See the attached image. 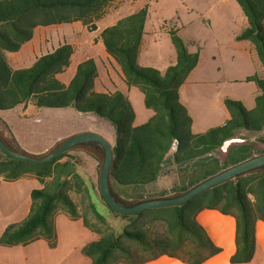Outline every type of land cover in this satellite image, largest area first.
I'll use <instances>...</instances> for the list:
<instances>
[{
  "label": "trees",
  "instance_id": "trees-1",
  "mask_svg": "<svg viewBox=\"0 0 264 264\" xmlns=\"http://www.w3.org/2000/svg\"><path fill=\"white\" fill-rule=\"evenodd\" d=\"M116 1L0 0V111L30 103L37 109L75 108L80 114L108 122L116 136L112 145L111 187L120 200L116 191L132 199L122 200L128 205L182 195L224 170L264 154V76L256 74L246 80L259 89L253 110L227 98L230 121L202 134L193 133V118L180 100V89L199 65L200 53H192L178 31L170 29L176 63L164 73L139 66L148 8L107 28L102 37L107 53L121 68L126 85L140 89L146 108L153 111L144 125H134L135 112L124 93L95 91L98 67L94 59L78 66L70 84L58 79L71 65L72 45L60 46L30 68L11 67L7 53L19 52L33 39L38 27L81 22L92 30ZM236 1L247 20V27L237 39L254 45L264 69V0ZM252 134L261 137L256 142L249 137ZM1 136L10 148L24 152ZM226 144L229 146L225 151ZM80 147L102 168L104 155L99 148ZM87 148H97L101 155ZM75 149L44 165L13 160L0 150V180L15 182L33 177L42 185L32 192L31 211L26 219L10 225L0 235V247L26 246L44 240L56 248L54 220L58 214H65L73 221L82 220L88 230L99 236L98 241L83 248L91 264H143L161 256L185 264H205L222 249L195 216L203 210H217L234 216L237 222L236 252L231 264H251L254 260L256 224L264 223V168L206 191L183 206L150 209L138 215H122L110 208L99 185L101 199L113 218L129 225L120 232L99 211L87 180L77 171L78 162L70 156ZM172 175L176 180L170 189L161 194L147 189ZM72 191L82 195L83 208L71 197Z\"/></svg>",
  "mask_w": 264,
  "mask_h": 264
},
{
  "label": "rangeland",
  "instance_id": "rangeland-1",
  "mask_svg": "<svg viewBox=\"0 0 264 264\" xmlns=\"http://www.w3.org/2000/svg\"><path fill=\"white\" fill-rule=\"evenodd\" d=\"M188 1H191L193 5L199 6L201 0ZM135 8L136 10L148 8L149 11V18L145 28L147 34L145 36L146 44L144 46L143 63H154L157 67L156 69L162 73L176 63L174 60L176 49L168 30L174 29L178 31V35L186 44L193 37L201 39L198 41V46H189L191 52L200 53V71L194 77L192 75L188 79L187 84L180 89L181 102L184 106H188L189 114L193 118L192 127H194V133H204L210 129L223 126L230 121L231 117L225 105V99L227 98L242 102L248 111L254 109L256 84L241 81L235 82V79L242 80L245 79L246 75L250 74L263 76V73L258 70V66L256 67L252 63L251 58L243 57L241 61L236 60L234 62L230 57L233 53L231 47L229 48L227 44L221 47L215 41L216 35L221 37L222 40L224 39V42H227L233 33L242 32L241 27L246 19L239 5L236 7L235 22L227 30L220 31V28H218L216 34L209 31L202 16L197 14V12L187 10L185 0H137ZM60 26L59 30L61 32L64 31L66 34L60 40L63 43L75 45L77 50L69 69L65 73L58 75V79L68 85L74 79L78 66L86 59L88 54L87 38H90L93 34L88 30H84L80 23ZM27 50L24 51L23 61L31 63L30 61H34L35 53ZM95 55L98 67V77L96 79L98 89L106 91L108 88L111 91H115L117 89L116 86L120 84L122 93L127 96L135 112L136 120L134 125L141 126L147 123L152 117L153 111L146 108L144 95L141 90L123 86L118 70L111 67L99 50L95 51ZM219 64L225 69L220 79L216 80L214 84H206L209 79L207 77H210L207 71L209 68H214ZM37 111L34 107L25 108L22 106L9 111H0L2 122L21 140L25 147L33 151L42 152L46 149H54L71 137L85 132L100 134L111 145H115L116 136L112 126L108 125V123L94 122L87 116L80 114L75 108H44L39 110V113ZM244 135L248 136L247 133ZM249 137L257 142L261 135L252 134ZM87 150L101 155L100 152H97V149L87 148ZM84 153L88 156H83ZM44 155L46 154L33 156ZM70 156L76 159L78 172L84 176L92 177L93 170L96 168V181L95 183L91 179L90 181L94 184L96 194L101 199L99 192L101 168L99 163L83 147L76 148L70 153ZM94 161L97 162V166ZM37 189H41V184L38 180L32 178H24L15 182H5L3 180L0 182V231L2 233L10 225L21 223L26 219L31 206V194ZM70 195L77 205L83 208L82 195L74 191ZM98 209L118 231H123L129 226L124 220L114 219L107 206L104 208L100 205ZM54 221L57 241L59 242L58 246L52 249L48 243L40 242L28 248L36 249L43 244L42 247L49 251L50 258L57 259L67 248L73 249V246L79 240V238L68 240L70 227L77 228L79 233H83L91 240L96 237L95 234L87 231L83 222L70 221L65 214H58Z\"/></svg>",
  "mask_w": 264,
  "mask_h": 264
},
{
  "label": "crops",
  "instance_id": "crops-1",
  "mask_svg": "<svg viewBox=\"0 0 264 264\" xmlns=\"http://www.w3.org/2000/svg\"><path fill=\"white\" fill-rule=\"evenodd\" d=\"M137 0H118L111 4L106 10L105 15L97 22H95V28L89 29L87 26H84L81 22H77L82 24L84 30H88L93 35L90 38H87L86 46L88 48V54L86 55V59H84L82 62L87 61L89 59L95 60V51L99 50V52L102 54L103 58L109 62L111 67H113L115 70H118V74L120 76V79L122 80L123 86H127L124 78L123 73L121 71V68L119 66H116L117 63L113 60V58L107 53L106 48L103 44L102 37L103 32L107 28L116 25L120 20L137 13L138 11L142 9L135 8ZM238 2L236 0H201L200 5H193L191 1L185 0V6L187 7V10L192 12H197L200 16H202L205 19V22L209 28V31L216 34V31L218 28H220V31L227 30L230 28V26L235 22V16H236V7ZM240 6V5H239ZM144 9V8H143ZM246 19V18H245ZM73 23V24H77ZM60 25H53L49 27H38L34 32V37L31 41L27 42L19 52L16 53H7V57L9 60V63L11 67L14 70H20V69H27L32 67L41 57L53 53L56 49H58L60 46L66 45V43H63L60 39L62 36H66L65 32L60 29ZM247 27V20H244V23L241 27V31L243 32L245 28ZM146 32V31H145ZM170 33V30H168ZM241 32V33H242ZM147 34V33H146ZM240 33H233L231 38L227 42H224V39L222 40L221 37L215 36V41L219 44V46H223L224 44L229 45V48L231 47L233 53L232 60L235 62L236 60H242L243 57L245 58H251L252 63L257 67L260 72L263 73L264 76V69L262 68L256 54V50L254 45L250 41H239L237 39V36ZM146 36V35H145ZM59 39L58 41H56ZM201 39L197 37H193L189 44V46H198ZM146 44L145 37L142 43L141 53L138 59L139 66L143 68H157L156 65L152 62H144V46ZM73 46V45H72ZM74 56L76 54V46L74 45ZM33 51L35 53V56L33 58L34 61H30L31 63L24 62L23 61V55L24 51ZM196 53V52H192ZM74 56L72 60L74 59ZM176 57L174 60L176 61ZM173 60V61H174ZM96 61V60H95ZM72 63V62H71ZM29 64V65H28ZM143 64V65H142ZM200 64V63H199ZM29 66V67H28ZM71 66V65H70ZM158 70V69H157ZM224 67L220 64L215 66L214 68H209L207 71V74L210 77L208 81H206V84H214L216 80L220 79L221 74L224 72ZM200 71V65L197 66V68L193 71V73L190 75V77H194L196 73ZM253 76L252 74L246 75L245 79H235V82H246L248 77ZM261 76V75H260ZM189 77V78H190ZM188 78V79H189ZM188 81V80H187ZM252 83V82H251ZM187 84V82L185 83ZM255 84V83H254ZM184 86V85H183ZM182 86V87H183ZM128 87V86H127ZM255 94L259 93L258 86L256 85ZM115 91H111L110 89H106V91H101L98 89L96 81H95V91L98 93H115L117 91L122 92L120 87V84L116 86ZM129 88V87H128ZM255 96V98H256ZM180 98L182 101V95L180 90ZM21 107V106H19ZM22 107L30 108L34 107L32 104L22 105ZM18 108V107H17ZM37 109L36 107H34ZM188 108V106L186 107ZM37 113H39V110L37 109ZM83 115V114H82ZM90 120L94 122H100L103 124H107L108 122L100 120L97 118V120L92 119L91 115H85ZM153 116V115H152ZM229 122V121H228ZM227 123V122H226ZM108 125H110L108 123ZM193 133H194V127H192ZM0 131L2 135L12 144L23 150L24 152L32 155H43L48 154L53 149H46L42 152L39 151H33L23 145L21 140L17 138L10 130L9 128L2 122L0 118ZM205 133V132H204ZM196 134V133H195ZM202 134V133H200ZM86 155V153L83 154V156ZM82 156V157H83ZM95 165L97 166V162L94 161ZM78 171V169H77ZM82 175V174H81ZM96 168L93 170L92 177L87 175H82L87 180L88 187L90 189V192L93 196L94 202L96 203L97 207L100 205L105 208V204L101 201V199L97 196L96 190L94 188V184L96 181ZM25 178H32L33 177H25ZM24 179V178H22ZM92 180V182L90 181ZM4 181L3 178H1V181ZM37 180V179H36ZM89 180V181H88ZM175 180L174 175L172 176H166L159 180V182L151 187H148L147 189L149 191H153L156 194H161L163 191L168 190L171 188V185L173 184ZM6 182V181H5ZM40 183V182H39ZM42 188V185H41ZM116 194L122 199L126 201H132V199H128L123 193L116 191ZM32 195V194H31ZM32 199V198H31ZM31 206H32V200H31ZM31 206L29 209V213L31 211ZM28 213V215H29ZM67 217V216H66ZM69 219V217H67ZM196 221L207 231L210 238L213 240V242L222 249V253L211 258L208 260L205 264H231L230 259L236 252V232H237V222L234 216L231 215H225L217 210H203L196 214L195 216ZM70 221H73L69 219ZM73 222H83L82 220L79 221H73ZM111 223V222H110ZM84 224V223H83ZM85 227V225H84ZM86 228V227H85ZM79 229V228H78ZM87 229V228H86ZM70 232H68V240H71L73 238L74 240L78 239L77 243L73 246V249L67 248L65 251H63L60 256H58L57 259H51L50 253L48 250H46L44 247L38 246L39 248H28L32 247L31 245L35 243L40 242H46L44 240L36 241L34 243H31L26 246H18L13 248H4L0 247V264H91V260L89 257H87L83 253V248L94 241L99 240V236L95 233H92L90 230L87 229L88 232L95 234L96 237L94 239H90L89 237L85 236L83 233H79L77 228L70 227ZM121 232V231H120ZM2 231H0V235H2ZM58 240V239H57ZM66 240V237H65ZM48 243V242H46ZM57 241V246H58ZM40 245V244H39ZM56 246V247H57ZM54 249V248H52ZM143 264H185L179 259H172L166 256H161L155 260L149 261L147 263ZM251 264H264V223L263 222H257L256 224V252L254 260Z\"/></svg>",
  "mask_w": 264,
  "mask_h": 264
},
{
  "label": "water",
  "instance_id": "water-1",
  "mask_svg": "<svg viewBox=\"0 0 264 264\" xmlns=\"http://www.w3.org/2000/svg\"><path fill=\"white\" fill-rule=\"evenodd\" d=\"M91 118L97 120L96 117ZM88 145L96 146L103 152L104 158L99 178L100 192L107 205L122 215H138L150 209H164L183 206L206 191L264 168V154H262L224 170L223 172L209 178L182 195L151 199L136 203L134 205H128L124 201L120 200L116 195H114L112 191L111 173L114 163L113 146L100 134L95 132H85L78 134L62 142L50 153L44 156H33L25 152L13 150L8 146L0 134V150L6 156L16 161L37 165L52 163L63 154L80 146ZM177 145L178 143L175 144V147H177ZM228 146L229 144H226L224 148L225 151L227 150Z\"/></svg>",
  "mask_w": 264,
  "mask_h": 264
},
{
  "label": "flooded vegetation",
  "instance_id": "flooded-vegetation-1",
  "mask_svg": "<svg viewBox=\"0 0 264 264\" xmlns=\"http://www.w3.org/2000/svg\"><path fill=\"white\" fill-rule=\"evenodd\" d=\"M0 134L2 135L1 131H0ZM94 149H97V148H94ZM91 151V150H90ZM92 152V151H91Z\"/></svg>",
  "mask_w": 264,
  "mask_h": 264
}]
</instances>
